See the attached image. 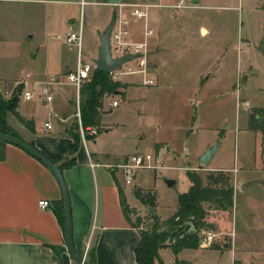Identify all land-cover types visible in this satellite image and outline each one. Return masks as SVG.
<instances>
[{
	"label": "crops",
	"instance_id": "crops-1",
	"mask_svg": "<svg viewBox=\"0 0 264 264\" xmlns=\"http://www.w3.org/2000/svg\"><path fill=\"white\" fill-rule=\"evenodd\" d=\"M81 1H83L82 4L80 3ZM175 1H132L133 3L151 5L148 9L147 23L152 28L153 33L147 38V69L148 75L153 79V83L151 85H141L140 76L137 74L123 76L116 81L120 84V90H118L119 88L117 90L122 97H125L127 90L130 91L138 87L144 88V86L149 88L160 86L159 81L165 66L164 55L168 56V52H171L170 57L174 58L176 54L174 53L175 45L173 43L176 41L175 44L178 45L181 42V36L190 29V21L184 20L186 11L205 6L199 3L201 0H190V2L186 0V7L173 8L171 5ZM85 4L102 5L106 7L108 13L102 23H95V26L91 27L93 37L91 48L82 58L80 55L81 43L80 48L77 49L75 45L67 44L64 41V37L67 32L75 29L73 15H70L69 11L72 8L76 10L79 6ZM55 5H60L59 17L64 19L66 23L64 35L61 37L57 35L55 39L66 45L65 51L75 48L74 59L69 58L66 52L63 53L57 49L54 45L58 44L53 45L51 39H47L50 44H48V48H45L46 51L41 54L37 50L21 52L15 49L14 51L6 52L5 49L1 48V96H4L3 94L6 92L11 94L14 89L19 88L18 92L16 91L15 93L16 95L14 94L17 98L15 110L24 119L31 120L33 123V130L29 131L10 114V117L16 123L17 136L19 138L31 143L50 159L57 157L59 159L58 162H62L73 157L75 160L73 165L61 170L69 196L72 241L75 249L85 252L86 259L89 254L92 255L93 264H137L134 259V249L139 241L138 228L132 222L129 214L123 213L118 193L120 189L125 203L127 206H131L135 199L132 191L136 187L130 189L128 188L130 185H127V187L122 186L121 171L113 165L125 156L137 153V151L141 153L152 151L159 158V162L162 159L169 166L167 169L164 168L166 170L171 168H183L185 171L197 169V165H200L198 162L199 155L207 147L218 141L216 153L221 145V140L226 136L227 129L224 128L225 125H217L215 127L213 125H196L195 122L199 120L197 111H188L186 117L189 118L190 124L194 123V132L206 131L209 133L208 139L196 152L191 153L190 148L182 145V155L178 154L171 149L169 139L163 138L164 135H162L153 140L152 147H150L152 149L150 150H147V145L145 147L142 146L143 148L134 145V148H131L129 152L121 153L116 150L113 138L117 135L121 142L129 140L132 144V127L116 118L106 119L105 114L112 108L109 107V102H107V108L104 105L101 106L102 112L99 116L97 134L89 138L85 144H82L78 139L76 150L70 153L69 145L72 139L69 135V128L74 121L75 90L73 86L64 82V74L75 66L78 58L86 63L94 60L99 45L97 35L101 28L113 18V13L118 8L116 5L102 3L99 0H0L1 18L7 14L6 12L10 8L19 10L40 6L47 10V8H54L53 6ZM259 7L261 9H258L261 11L263 9L262 5H259ZM125 15H128V12ZM141 23L139 20H132L130 26L131 38L138 39L140 37ZM197 29L198 32L204 35L211 33L212 47H215V45L224 47V43L228 42L227 36L220 34L214 28L209 31L208 28L199 24ZM24 33H30V37L33 35L27 28ZM7 34L8 31L3 30L1 27V43L4 42V36ZM51 38L54 39L53 37ZM240 40L243 41V38H240L239 42ZM13 41L16 42L15 40ZM261 41L262 37L258 48L261 46ZM244 42L248 45L247 38ZM259 53H261L260 50ZM211 55L213 56L212 53ZM209 59L207 62L203 61L199 67H193L185 79L188 82L189 78L194 90L201 89L206 82L213 80L215 83H221L224 79L220 63L209 62L212 61V57ZM245 66L244 71H239L236 66L232 73V79L227 81V86L230 85L231 80L234 81V85L240 83L242 86L252 82L254 72L251 70V63L249 64L248 62ZM41 84L49 86L52 94L51 102H45L38 93ZM23 89L31 90L33 92L32 98L23 99L20 95ZM251 92L264 94V85H259V87L252 89L250 87L242 89V97L238 93L237 97L235 96L234 98V105L241 106L243 110L249 109L251 112L260 110L264 114V105H252L247 101L248 94ZM186 102L188 105L193 106L194 109L196 105L200 104L195 97L193 99L189 97ZM36 104L48 107L46 119L35 121L32 113H21L19 110L21 105L28 107ZM198 113L200 115V112ZM165 114H167V109ZM168 115H173L172 117L179 116L180 111L174 108L168 112ZM7 120L8 114H6ZM166 121L170 120L167 119ZM45 122L48 123V127L44 126ZM188 131H192V128H187L184 131V137L190 134ZM258 131L253 127L246 126L237 132L241 134L240 139L243 141L250 137L255 138L256 135L263 138L264 133ZM139 133L141 134V132ZM143 137V133L137 136L139 139ZM2 149L3 158L0 159V264H75L64 247L63 224L59 220L60 212L62 218V205L56 180L39 161L18 147L4 143ZM215 153L212 154L207 163L209 170L232 171L234 168L235 172L238 173L242 169L234 165L220 166L215 164L212 162ZM249 153H241L242 155L239 157L240 167H242L241 162L251 159ZM250 154L253 156L254 151ZM175 161L178 163H173ZM153 172L154 170H152ZM137 173L138 171L132 184L142 186L141 180L139 178L136 179ZM174 183L175 181H173ZM243 184L244 182L241 181L240 186L242 187ZM241 187H236L235 185L234 191ZM153 193L154 207L151 211L162 221L175 211L176 196L182 192L175 195L173 206L170 205L164 214L158 211L157 195L154 189ZM233 194L232 206L229 208L233 212L234 220L231 249L228 248L226 243H222L220 246L182 248L173 253L169 246H162L158 248V260H154L153 264H190V260L180 256V253L185 250L211 249L214 252L228 250L231 254V259H242L240 248H245L246 245L243 242H239V236L236 232L237 215L236 211L233 210L235 207ZM126 195L130 197L129 200ZM42 199L49 202V206L45 209L40 208L37 204L38 200ZM146 211L149 213L150 209L147 207ZM206 220L214 226L213 220L211 221L207 218ZM218 225H220L219 222ZM227 230L230 229L227 227Z\"/></svg>",
	"mask_w": 264,
	"mask_h": 264
},
{
	"label": "rangeland",
	"instance_id": "rangeland-1",
	"mask_svg": "<svg viewBox=\"0 0 264 264\" xmlns=\"http://www.w3.org/2000/svg\"><path fill=\"white\" fill-rule=\"evenodd\" d=\"M132 1L121 0L119 3L121 6L116 4L118 9L113 13V17L119 9L127 14L129 8L124 4L133 3ZM199 3L205 6L198 7L195 10L188 9L185 13L184 20L190 21V29L181 36V42L178 45L175 44L176 41H173L176 56L174 58L170 57L171 52H168V56L164 55L165 66L160 77V86L150 88L144 86V88L138 87L130 91L127 90L125 97L121 95L105 96L102 100V106L104 105L107 108V102L116 100L118 105L112 107L105 114V118H116L132 127V144L129 140L121 142L117 135L113 138L116 150L121 153L129 152L131 148H134V145L141 146V148L147 145V150H150L152 149L150 147H152L153 140L162 135H164L163 138L169 139L171 149L175 150L176 153L182 155V145L190 148L191 153L196 152L208 139L209 133L206 131L194 132V123L190 124L189 118L186 117L188 111H197L199 120L195 122L196 125H213L214 127L225 125L224 128L227 129L226 136L221 140V145L214 154L212 162L220 166L234 165L237 168H242L238 173L235 172L234 168L232 171H227L232 186V194L234 186L241 187V181L244 182L242 187L235 190L233 194L235 205L233 210L236 211L237 215L236 232L239 236V242L246 245L245 248H240L242 259H231L228 250L214 252L211 249L185 250L180 253V256L190 260V264H231V262L233 264H264V137L256 135L255 138L250 137L251 139L241 141V134L237 131L250 126L249 115L252 112L249 109L243 110L239 105H234V98L237 97L238 93L241 96L242 89L247 87L252 89L264 85V55L259 53L260 47L258 48L261 37L263 39L264 0H201ZM259 5H262L263 9L261 11H259L261 9ZM53 7L47 8V10L40 6L19 10L10 8L2 18L0 7V31L1 27L3 30L8 31V34L4 36V42L1 43L0 41V68L1 48L5 49L6 52L15 49L21 52L37 50L41 54L46 51L45 48H48V44H50L47 39H51L53 45L58 44L54 46L63 53L66 52L72 60L74 59L75 48L65 51L66 45L55 39L57 35L60 37L64 35L66 23L64 19L59 17L60 5ZM107 13L106 7L90 4L79 6L76 10L72 8L69 11V14L73 15L74 28H77L78 25L81 27L80 55L82 58L91 48L93 41L91 27L95 26V23H102ZM199 24L208 28L209 31L214 28L220 34H224V36H227L228 42L224 43V47L222 45V47L216 45L212 47L211 33L204 35L198 32L197 26ZM105 26L101 28L100 32L103 31ZM26 28L33 34L31 37L29 36L30 33H24ZM240 38H243V41L240 40L239 42ZM246 38L248 39V45L244 42ZM218 45L220 44L218 43ZM211 57L212 61L209 62L220 63L224 74L223 81L215 83L212 80L206 82L201 89L194 90L189 78L188 82L185 81L189 71L193 67L196 68L202 65L203 61L207 62ZM248 62L251 63V70L254 72L252 82L242 86L240 83L234 85V81L231 80L230 85L227 86V81L232 79V73L236 66L239 71H244ZM89 64L94 67L93 61ZM89 78L90 73L88 79L82 84H85ZM18 89V87L14 89L11 94H9L10 92L4 93V96H1L0 90V96L6 99L13 95L15 98L14 94L16 91L18 92ZM248 96L247 101L252 105H264V94L251 92ZM189 97L191 99L195 97L200 102L199 105L195 104V109L186 102ZM174 108L180 111L181 116L172 117L173 115H168V112ZM166 109L167 114H165ZM19 110L21 113H32L33 119L38 121L47 118L48 107L37 104L28 107L21 105ZM198 112H200V115ZM7 114L6 125L12 133L17 135L16 123L10 117V113ZM167 119L170 121H166ZM259 121H261L260 126L264 127V116L259 117ZM190 127L192 131H188L190 134L184 137V131ZM139 132L144 135L142 139L137 138L141 135ZM258 132L264 133L260 130ZM253 151L254 155L252 156L250 153ZM244 152H250L251 159L241 162L242 167H240L239 157ZM137 153L141 152L137 151ZM208 166V164L197 165V169L188 170L204 174L211 171ZM167 167L169 166L161 159L160 168L154 169L153 173L152 170H138L136 179L141 180L142 186L132 184L128 187L130 189L136 187L139 190V196L144 197L147 194H154V189L157 195L158 211L161 214L166 213L170 205L173 206L175 195L186 191L188 187V180L183 168L166 170ZM164 178L173 179L175 183L167 187L163 182ZM122 186L127 187L125 184H122ZM126 196L129 200L130 197ZM146 208V205L142 204L136 197L132 205L129 206L127 214H129L138 230L151 227L152 219ZM203 208L206 212L205 220L206 218L213 220L214 228L198 231V246H220V244L226 243L228 248L231 249L232 228L234 226L232 210L212 209L207 203H203ZM218 222L220 225H218ZM227 227L230 230H227ZM202 231L212 233L209 245L202 244ZM169 242L170 240L166 238L163 244L167 246L166 244H169ZM164 253L166 254V252Z\"/></svg>",
	"mask_w": 264,
	"mask_h": 264
},
{
	"label": "trees",
	"instance_id": "trees-1",
	"mask_svg": "<svg viewBox=\"0 0 264 264\" xmlns=\"http://www.w3.org/2000/svg\"><path fill=\"white\" fill-rule=\"evenodd\" d=\"M119 87L120 84L116 81H111L106 72L97 70L94 67L91 68L89 80L82 84L78 90L82 126L94 125L98 127L103 98L108 95L111 96L112 92ZM16 101L17 98H14L13 95L6 99L0 96V132L18 137L6 125L7 113L12 114L29 131L33 130V123L16 112ZM261 116H264L262 111L253 110L249 115V127L264 131V127L260 126L261 121L258 122ZM69 135L72 139L69 145V152L73 153L77 148L79 139L75 120L70 125ZM3 145L4 142L0 141V159L3 158ZM50 160L57 165L60 171L75 162L73 157L62 162H58L59 159L57 157ZM185 175L189 181V187L185 192L177 194L175 211L162 221L151 211L154 207V194H147L146 197L139 196V190L137 188L133 189L134 197L138 198L142 204H145L150 209L149 215L152 219L149 229L138 230L139 241L134 249V259L137 264H153L154 260H158L157 250L165 246L163 243L166 238L170 240L169 244L166 245L171 248L173 253L182 248H196L198 246V231L201 229L212 230L214 228L212 223L205 220L206 212L205 208H203V203H207L212 209L218 210H227L232 206V186L229 182L227 171L211 170L200 174L186 170ZM118 193L121 209L124 214H127L129 208L120 189ZM60 213L59 220L63 224ZM187 220H189L192 230H188V226L185 224ZM87 261L93 264L92 255H88Z\"/></svg>",
	"mask_w": 264,
	"mask_h": 264
},
{
	"label": "built area",
	"instance_id": "built-area-1",
	"mask_svg": "<svg viewBox=\"0 0 264 264\" xmlns=\"http://www.w3.org/2000/svg\"><path fill=\"white\" fill-rule=\"evenodd\" d=\"M81 4L83 1L80 2ZM121 6V4H119ZM128 7V15H125L121 9L118 10L116 15L112 18L113 24L109 33V53L112 58H117L124 55H131L132 57L126 61L120 63L119 66L110 70L108 78L111 81H118L121 77L137 74L140 76L141 85H151L153 79L148 75L147 69V38L153 33L152 28L147 23L148 9L151 5L142 3H130L124 4ZM123 5V6H124ZM187 4L185 0H176L171 7L183 8ZM132 20L141 21L140 37L133 39L130 37V26ZM64 41L67 44L75 45L77 49L80 48L81 43V27L66 33ZM93 66L89 63L82 62L79 58L76 60L75 66L66 71L64 74V82L73 86L75 90L74 97V111L73 117L77 124V132L79 140L82 144L94 137L98 132V127L94 125L82 126L80 122V111L78 102V90L82 83L88 79L90 70ZM41 98L45 102H51L52 94L47 84H41L39 86V92ZM16 95V94H15ZM23 99L28 100L32 98L33 92L29 89H23L20 92ZM116 100L109 102V107L117 105ZM44 126L48 127V123L45 122ZM93 165V164H90ZM114 167L120 169L123 184L131 185L135 178V174L138 170L147 169L154 170L160 168L159 158L152 151L142 153H132L125 156L123 159L116 162ZM38 206L45 209L49 206L47 200H38ZM212 233L209 231H202V244L209 245L211 242ZM85 257V252H82ZM233 264V262H231Z\"/></svg>",
	"mask_w": 264,
	"mask_h": 264
},
{
	"label": "water",
	"instance_id": "water-1",
	"mask_svg": "<svg viewBox=\"0 0 264 264\" xmlns=\"http://www.w3.org/2000/svg\"><path fill=\"white\" fill-rule=\"evenodd\" d=\"M121 0H100L102 3L116 5L119 4ZM195 1V0H194ZM113 24V19H110L108 24L105 26L102 32L98 33V50L96 58L93 60L94 68L103 72L108 73L113 68L117 67L123 61L130 59L131 55H124L117 58H112L109 53V33L111 26ZM261 53L264 54V31H263V39L260 46ZM119 91L116 89L112 92V95H119ZM0 141L16 146L19 149L23 150L34 159L39 161L54 177L56 180L60 197H61V205H62V219H63V233H64V247L69 255L70 259L75 264H91L84 257L82 252L75 249L72 241V232H71V217H70V207H69V196L67 191V186L62 176L61 171L57 167L55 163H53L45 154H43L39 149H37L32 144L24 141L23 139L0 132ZM218 145V141L213 143L211 146L207 147L198 157V162L200 165H206L212 156L215 153ZM173 179L164 178L163 182L166 186H170L173 184ZM149 209V208H148ZM188 226V230H192L191 224L189 220L185 222Z\"/></svg>",
	"mask_w": 264,
	"mask_h": 264
}]
</instances>
